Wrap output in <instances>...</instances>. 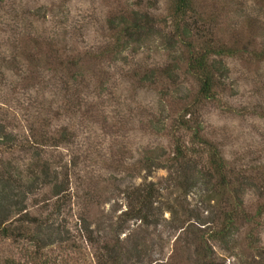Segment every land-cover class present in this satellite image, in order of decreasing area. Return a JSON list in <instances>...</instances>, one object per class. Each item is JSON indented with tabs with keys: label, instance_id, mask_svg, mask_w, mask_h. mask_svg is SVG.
Wrapping results in <instances>:
<instances>
[{
	"label": "rangeland",
	"instance_id": "obj_1",
	"mask_svg": "<svg viewBox=\"0 0 264 264\" xmlns=\"http://www.w3.org/2000/svg\"><path fill=\"white\" fill-rule=\"evenodd\" d=\"M194 1V50L206 41L241 53L223 58L215 100L190 123L220 149L246 210L258 217L264 61L249 51L264 46V0ZM171 11L169 0H0V180L13 183L0 198V222L37 229L0 236V264H26V248L38 254L39 246L50 264H204L206 247L210 264H264V215L240 225L230 243L200 240L228 193H215L214 180L194 184L196 172L185 175L172 162L169 135L198 83L186 71L190 51L174 37ZM135 13L153 29L120 36L116 46L119 17L132 22ZM156 69L153 83L141 80ZM43 164L56 184L65 179L60 195L52 196L54 181H31ZM136 189L151 197L150 223L124 215Z\"/></svg>",
	"mask_w": 264,
	"mask_h": 264
},
{
	"label": "trees",
	"instance_id": "obj_2",
	"mask_svg": "<svg viewBox=\"0 0 264 264\" xmlns=\"http://www.w3.org/2000/svg\"><path fill=\"white\" fill-rule=\"evenodd\" d=\"M169 1L172 3L169 23L173 28L174 37L178 39L181 45L185 46L190 51L186 71L194 77L198 83L197 95L190 102L183 103V107L181 109L182 115H177L171 134L169 135L174 145L172 162L178 163L181 167L183 166L185 175H187V172H196L195 175H190L192 177L195 176V179H190L194 184H198L200 182L199 179H201L205 185L213 183L212 180H214L215 183H213L212 187L213 190H215V193L218 192L220 195L228 193V198H225L224 203L218 206V213L216 217L213 221H211L212 223H210L209 226L207 223L204 224L205 229L202 231L204 234L200 235V240L204 239L205 242H216L224 245L227 242L230 243L231 238L239 230L240 225L262 218L264 215V204L261 205L257 213V216L260 218L252 216L250 212L246 210L244 202L240 196L241 187L239 179L237 177L234 179V181L239 185L237 186L233 179L227 175L228 167L226 166V161L221 154L220 149L213 141L203 134L202 125H193V123H190V119L194 115L198 114L200 105H203L209 100H215L218 86L221 84L220 82L218 83L220 76L219 66L223 58L236 57L241 53V51L238 49L236 44L228 46L225 45V43L211 44L206 41H204V43H200L201 48L198 51H195L194 46L191 45V41L188 40L191 31L188 26V21L190 19V13H193L195 10V1ZM147 17L142 15L143 19L146 18L148 20ZM119 19L120 23L118 24V27H120V29H118V32L115 34L116 46H120L122 42V39L119 38L120 36L128 35L132 39L133 34H141L145 31L149 32V30L153 29L144 28L145 25L143 24V20L139 14L136 13L132 22L128 21V19L124 16L119 17ZM250 26H252V22L250 23ZM253 26L259 28L258 23H255ZM41 44L52 52H60V49L57 48V45L54 46V43H52L51 40L47 41V39H44ZM258 49L259 50L249 51V54L257 61H264V46ZM64 50L68 49L64 47ZM171 71L174 72V69L172 68L167 70V75H169ZM157 72H159L157 69L150 70L148 73H145L144 78L141 80L153 83V79L160 77V74L157 75ZM70 79L74 81L77 80V75L71 74ZM66 99L67 97L64 98V100ZM60 137L65 138L66 134L63 133ZM149 158L152 160H159L157 156H150ZM29 175H31V181L34 184L37 182H40L42 185L52 184L54 181L52 196L60 195L63 191L64 184H66L65 179H63L62 183L56 184V175L49 171V167L45 164L41 166V170L39 172H30ZM5 180L6 181L0 180V198L3 197V201H5L6 198L8 199V197L12 194V192L7 191H11V185L13 184L11 183L12 180L10 178L7 177ZM186 182L188 183L189 181L186 179ZM134 196L135 198L133 199L134 202L132 203V207L128 209L127 213H124V215H127L129 218L139 220L142 219L144 223H150V218L152 216L151 197L140 189H136V194H134ZM143 209L145 212L141 215ZM18 211L20 210L18 209ZM36 231L37 229H35V232H31L30 229L24 227L23 224L17 226L16 223L15 227L9 228L5 225V220L3 224L0 222V236L3 238L16 235L29 237L28 234L31 236L32 233H36ZM57 238L59 241L63 240L61 237ZM36 241L40 243V237L37 238ZM27 242L29 243V241ZM202 245L203 243H201V247ZM205 245L203 246L206 247ZM44 246L47 245L45 244ZM71 246L76 247L75 243H72ZM42 248V246L38 247V254H34L26 248V264H50V259H48V257L39 255V250ZM203 255L205 256L203 259H207V263L203 260L204 264H210L214 257L212 248L206 247ZM263 255L264 251L262 250L261 256ZM212 263H214V261Z\"/></svg>",
	"mask_w": 264,
	"mask_h": 264
}]
</instances>
